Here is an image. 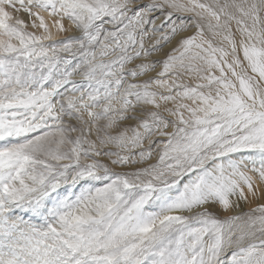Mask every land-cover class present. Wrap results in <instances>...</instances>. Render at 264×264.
Returning <instances> with one entry per match:
<instances>
[{"label":"snow or ice","instance_id":"6c2138e0","mask_svg":"<svg viewBox=\"0 0 264 264\" xmlns=\"http://www.w3.org/2000/svg\"><path fill=\"white\" fill-rule=\"evenodd\" d=\"M0 264H264V0H0Z\"/></svg>","mask_w":264,"mask_h":264},{"label":"rangeland","instance_id":"374dc122","mask_svg":"<svg viewBox=\"0 0 264 264\" xmlns=\"http://www.w3.org/2000/svg\"><path fill=\"white\" fill-rule=\"evenodd\" d=\"M22 15V18L23 19H25V21L27 22L28 21V17L26 16V14H21ZM23 15H25V16H23ZM66 23V22H65ZM67 24V23H66ZM30 30H32V29H30Z\"/></svg>","mask_w":264,"mask_h":264},{"label":"bare ground","instance_id":"6f19581e","mask_svg":"<svg viewBox=\"0 0 264 264\" xmlns=\"http://www.w3.org/2000/svg\"><path fill=\"white\" fill-rule=\"evenodd\" d=\"M23 16H25V15H23ZM67 23V22H66Z\"/></svg>","mask_w":264,"mask_h":264}]
</instances>
